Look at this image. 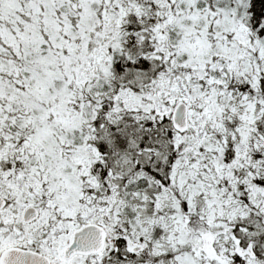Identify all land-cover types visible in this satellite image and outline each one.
<instances>
[{"label":"snow or ice","instance_id":"snow-or-ice-1","mask_svg":"<svg viewBox=\"0 0 264 264\" xmlns=\"http://www.w3.org/2000/svg\"><path fill=\"white\" fill-rule=\"evenodd\" d=\"M0 264H264V0H0Z\"/></svg>","mask_w":264,"mask_h":264}]
</instances>
